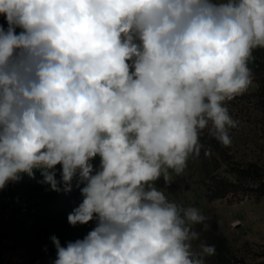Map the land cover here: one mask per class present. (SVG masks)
Returning <instances> with one entry per match:
<instances>
[{
  "label": "clouds",
  "instance_id": "9594fccd",
  "mask_svg": "<svg viewBox=\"0 0 264 264\" xmlns=\"http://www.w3.org/2000/svg\"><path fill=\"white\" fill-rule=\"evenodd\" d=\"M0 15V190L34 170L56 192L76 177L68 222H95L52 236L53 264H205L206 217L157 181L184 172L205 128L231 143L264 0H0Z\"/></svg>",
  "mask_w": 264,
  "mask_h": 264
},
{
  "label": "rangeland",
  "instance_id": "374dc122",
  "mask_svg": "<svg viewBox=\"0 0 264 264\" xmlns=\"http://www.w3.org/2000/svg\"><path fill=\"white\" fill-rule=\"evenodd\" d=\"M0 25L8 26L2 15ZM252 55L264 60V48L255 49ZM250 71L248 89L229 101L238 103L237 108L233 111L228 104L230 116L238 121L229 130L231 143L225 146L216 139V146L201 145L199 155L189 157L182 174L169 170V186L165 187L163 178L157 181L170 202L195 207L206 217L204 224L194 226L200 233L194 245L215 247V254L205 257V264H264V91H260V75ZM92 163L98 168L99 157ZM34 171L35 177H42L39 170ZM14 185L8 183L0 190V264H53L56 248L52 236L66 246L95 227L94 221L77 224L73 235L75 226L68 222V215L83 199L76 177L71 191L63 194L50 188L45 194ZM55 202L58 209L66 206L69 210L64 214L52 210ZM41 203L46 210H39Z\"/></svg>",
  "mask_w": 264,
  "mask_h": 264
},
{
  "label": "trees",
  "instance_id": "16d2710c",
  "mask_svg": "<svg viewBox=\"0 0 264 264\" xmlns=\"http://www.w3.org/2000/svg\"><path fill=\"white\" fill-rule=\"evenodd\" d=\"M248 67L252 70H254L255 72H257L259 75H260V91H264V60H261V59H258L256 57H254L252 55V59H250L249 61V64H248ZM237 98V97H235ZM228 104L230 105H233V108L232 110L234 111V108H237L238 106V103H229V101L227 102L226 106L228 107ZM229 110V108H228ZM232 111V112H233ZM199 143L203 146H207V147H212V146H216L218 143L216 141V139L209 135V131H208V128H205L204 130H202V136L199 138ZM22 175V178L17 181V182H9V186L11 187H14L15 183H18L19 185H23L27 190H36L38 193H42V192H45V194H47L46 192H48V190H50V186L47 185V184H44V183H41L40 181H42L43 177L41 178H37V177H34V178H30L27 174H21ZM58 180L61 179L60 177V174L57 175L56 177ZM60 187H61V191H59L60 193H65L64 191V185H63V182H61L60 184ZM58 202H55L54 205L52 206V210H55V208H57L56 210H59V211H63V214L64 212H67V210H69L68 207L64 206L63 209H58ZM39 210H46V205L45 204H40L38 206ZM77 226L78 225H75V229L73 228V235L77 234Z\"/></svg>",
  "mask_w": 264,
  "mask_h": 264
}]
</instances>
